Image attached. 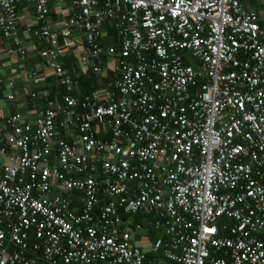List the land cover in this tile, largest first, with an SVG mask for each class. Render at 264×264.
<instances>
[{
  "label": "built area",
  "instance_id": "built-area-1",
  "mask_svg": "<svg viewBox=\"0 0 264 264\" xmlns=\"http://www.w3.org/2000/svg\"><path fill=\"white\" fill-rule=\"evenodd\" d=\"M20 1L0 0V38ZM27 1L47 24L49 0ZM71 1L63 30L26 29L66 94L0 127V264H264V0ZM76 36L96 75L113 60L111 93L73 95ZM122 213L156 215L152 259Z\"/></svg>",
  "mask_w": 264,
  "mask_h": 264
},
{
  "label": "crops",
  "instance_id": "crops-1",
  "mask_svg": "<svg viewBox=\"0 0 264 264\" xmlns=\"http://www.w3.org/2000/svg\"><path fill=\"white\" fill-rule=\"evenodd\" d=\"M49 6V20L48 23L45 24L39 22L37 19L36 8L33 2L27 0L18 2V34L14 38H0V127L3 126L6 117L13 113H21L27 120L33 119L36 112L46 106L42 99L44 97L41 95L47 94V92L49 93L51 88L54 87V84L56 87L61 86L64 89L59 95L55 94V98L61 100L65 95L64 93H66V88H64L60 78L49 68L47 60L41 57V51L48 48L49 45L45 41H39L30 37L26 31L28 28L36 29L39 27H45L46 25L59 31L64 29L66 21L73 14L74 7L72 1L49 0ZM256 8L261 9L262 7L256 5ZM77 32L81 34V29L77 30ZM103 32L104 46L119 47L120 40L108 22L104 23ZM16 39L22 42V46L26 51L25 58H22L17 51ZM73 41L75 43L72 46L67 47L64 55L60 58V63L66 70L68 76L71 79L78 80L79 86H76L73 95L78 98H83L86 95L82 94L81 91V78H87L85 80L86 87H96L94 91L101 90L111 93L113 89L108 87V83L119 78V73L114 72L115 66L113 60L104 57L102 72L99 75H96L92 71L90 65H86L81 61L82 56L85 55L83 36H79ZM80 41H83V44L78 43ZM61 43H63V40ZM31 72L45 75L48 78L47 82L41 85L35 84L29 78ZM10 82H13L12 86L9 85ZM35 92L41 93L36 94V96H39L35 97ZM10 95H14L13 100H9ZM94 127L100 130L98 136L102 140H111L112 132H109L108 134L103 133L99 125L96 123L94 124ZM60 135L62 136L65 134L62 131ZM73 203L74 206L76 205V208L81 211L83 194L75 192ZM155 216V214L149 215L142 213L131 216L122 213V218L124 220L131 219L135 226L139 224L144 228H149L148 234L145 235L142 231L137 235L134 243L135 245L140 246L147 254H152V245L156 239L160 237L167 239L161 232L159 234V231L157 232V230L152 228ZM138 217H141L142 223H138Z\"/></svg>",
  "mask_w": 264,
  "mask_h": 264
},
{
  "label": "trees",
  "instance_id": "trees-1",
  "mask_svg": "<svg viewBox=\"0 0 264 264\" xmlns=\"http://www.w3.org/2000/svg\"><path fill=\"white\" fill-rule=\"evenodd\" d=\"M47 79H48V78H46V81H45V82H47ZM86 79H87V78H84V79L81 78V80H80V81H82V85H81L82 88H81V91H82V94H84V95H85V94L87 95L88 93L90 94V93L93 92L94 89L96 88V87H86V85H85V80H86ZM45 82H44V83H45ZM44 83H41V84H44ZM41 84H39V85H41ZM56 84H57V83H56ZM78 86H79V84H78ZM64 88H66V87L64 86ZM51 90H52V92H51ZM51 90H50L49 93L47 92V94H42V95H41L42 97H44V98H42V99L44 100L45 105H47V101H48V100H54V99H56V98H55V94H58V95H59L60 93L63 92L64 89H63V87H61V86L56 87V85L54 84V87H52ZM92 90H93V91H92ZM90 91H91V92H90ZM40 93H41V92H38V93L35 92V97H38L39 95L36 96V94H40ZM64 94H66V93H64ZM64 94H63V95H64ZM61 95H62V94H61ZM61 95H60V96H61ZM79 98H80V97H79ZM43 100H42V101H43ZM14 114H15V113H13L12 115H14ZM19 114H21V113H19ZM137 221H138V223H142V222H141V217H138V218H137ZM157 232H158V231H157ZM158 233L160 234V232H158ZM155 238H156V237H155ZM146 254H147V253H146ZM147 257H148V259H152V258H153V254H147Z\"/></svg>",
  "mask_w": 264,
  "mask_h": 264
}]
</instances>
